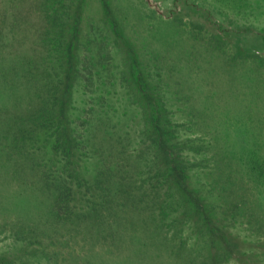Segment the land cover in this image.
I'll return each instance as SVG.
<instances>
[{
	"label": "rangeland",
	"instance_id": "rangeland-1",
	"mask_svg": "<svg viewBox=\"0 0 264 264\" xmlns=\"http://www.w3.org/2000/svg\"><path fill=\"white\" fill-rule=\"evenodd\" d=\"M0 58V264H264V0H0Z\"/></svg>",
	"mask_w": 264,
	"mask_h": 264
},
{
	"label": "trees",
	"instance_id": "trees-1",
	"mask_svg": "<svg viewBox=\"0 0 264 264\" xmlns=\"http://www.w3.org/2000/svg\"><path fill=\"white\" fill-rule=\"evenodd\" d=\"M16 69L14 60L8 59L5 62L3 58H0V83L4 82L6 86L9 83H16L15 78L18 76L16 75Z\"/></svg>",
	"mask_w": 264,
	"mask_h": 264
}]
</instances>
